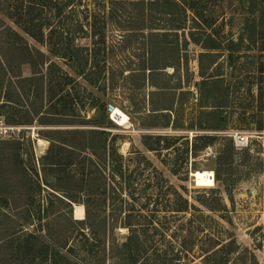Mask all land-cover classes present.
I'll return each instance as SVG.
<instances>
[{"label":"rangeland","instance_id":"1","mask_svg":"<svg viewBox=\"0 0 264 264\" xmlns=\"http://www.w3.org/2000/svg\"><path fill=\"white\" fill-rule=\"evenodd\" d=\"M12 1L0 0V29L19 32L70 78L55 73L51 102L41 81L22 83L19 91L14 84L31 79L32 70L0 30V117L22 128L19 139L0 140V264L12 257L6 237L44 236L39 225L47 217L60 254L68 249L73 257L75 244L87 243L79 235L89 234L87 225L70 221H82L84 207L75 203L70 212L59 202L83 197L63 184L64 174L53 165L58 160L44 158L52 143L73 142L70 132L90 130L113 139L123 174L113 185L105 171V185L117 195L108 188L103 201L90 203V219L103 223L96 222L95 241L87 243L97 257L83 252L82 264H120L108 255L122 244L137 249L136 264H264V22L249 40L245 27L260 17V11L249 13L253 0H194L212 25L197 31L211 33L217 47V91L208 102L203 83L210 79L198 69L204 51L187 35L191 13L183 29L173 30L177 24L170 20L183 16L171 18L151 0H73L72 15L58 18L59 25L74 28L94 14L100 35L84 25L86 35L74 37L80 50L70 61L49 55L3 14ZM68 98L67 117L61 111ZM211 101L216 108L202 107ZM235 135L247 146L236 147ZM203 172L213 173L212 186H205ZM128 220L138 240H129Z\"/></svg>","mask_w":264,"mask_h":264},{"label":"trees","instance_id":"2","mask_svg":"<svg viewBox=\"0 0 264 264\" xmlns=\"http://www.w3.org/2000/svg\"><path fill=\"white\" fill-rule=\"evenodd\" d=\"M151 1V3L157 7H163V13L171 18H174L178 14L183 16V18L178 21L176 19L170 20V22L173 21V23L175 22L177 24L173 25V30L183 29L187 21V12L192 14L190 19L191 27H189L187 35L192 44L200 47L204 51L198 56L199 76L204 79H210L209 81H205L203 86L208 88L207 93L209 97L206 98V101L208 102L210 99L212 100L215 98V93L217 91V83L214 80L215 75H213L215 64L214 51L217 47L215 41L212 39L211 33H206L204 30L203 33L197 31L204 27L205 29H210L212 27L211 22L204 19V11L202 7L199 6V3H194V0ZM72 2L73 0H13L8 5V8H10L11 11L3 14L13 21V23L19 27L25 35L44 47L49 55L63 60L72 61L75 59L77 51L80 50V48L75 45L74 37L78 35H86L85 32L87 30L84 25L88 26L89 29L93 31V37L97 36V34L100 35V33H96L97 31L95 30L94 14L91 15L92 21H88L87 18H84L82 22L80 20L75 21L76 25H74V28H64L59 25V20L57 21L58 18L62 16L65 17L67 14L72 15L74 11L72 8L74 9L75 7V5L72 6ZM78 5L81 6V1L78 2ZM249 6V13L251 14L255 10L260 11L259 19L252 20L245 27V35L251 40L257 32L258 24L264 22L263 0H253L249 3ZM113 7L114 6L111 8ZM115 9L117 8H113V10ZM85 10L87 11V9ZM45 19H47V21ZM65 19L68 20V17ZM56 21L57 23L53 25ZM85 21L86 24H83ZM51 22L53 24H51ZM0 30H5L7 44L12 45V49H15L20 55L27 58L24 59V63L28 64L32 70L33 77L31 79L20 77V81L16 82L14 86L19 91H22V83L31 80L35 82L41 81L42 91L47 97H49V102H51L56 97L57 93V85L54 83L55 73L58 71L65 78H70L69 75L62 71L54 62H51L44 53L31 48L19 32L5 25L4 28H1ZM263 30H261L262 33ZM2 35L4 34L2 33ZM227 50H231L230 45H228ZM206 58L211 59L208 67H205L203 64L204 59ZM37 66L39 69H37ZM42 67H46L45 74H42ZM206 70H210V72L207 74L205 72ZM59 86L60 88L62 87L61 84ZM62 90L63 89H60L59 91L61 92ZM63 101V111H61L63 113L61 115L68 117L70 114H66L65 112L70 110L72 102L69 98L67 101ZM212 101L202 107L216 108V103H213ZM54 114L55 113H53V115ZM115 116V119L124 121L121 115L116 113ZM213 128L217 130L222 129L220 125H216ZM69 134L74 137V141L69 143L59 141L57 144L52 143L44 159H48L49 157L56 158L58 161L53 165L56 166L59 172L64 174L65 178L61 179L65 182L63 184H67V182L71 183V186L74 188L72 192H78L80 196L83 197V201H73L72 198L65 196L68 201L59 202L65 204L70 212L72 205L75 203L84 207L85 218L82 220L84 222L74 220L71 216L70 221L78 225L83 223L85 226L87 225V231L89 234H83V232H80L79 235L88 243L89 240L95 241L96 232L94 228L97 222L90 219V203L94 201L95 198L98 201H103L105 192L108 191V188H111L112 193L117 195L112 187L105 185V179L108 180L110 176L109 180L115 185L117 184L116 179L122 178L123 167L119 161L122 157L117 153L113 139H109L104 131H74ZM146 139H151V137H145L144 140ZM62 155H67L66 157L68 159L63 160ZM76 167H81V169H76ZM105 171L108 172L109 176L105 175ZM203 175L205 176V186H212L211 183H214L213 173L203 172ZM94 184L98 185V190L101 192L92 187ZM180 199L186 202L185 199L181 197ZM80 210H82V208H80ZM129 218L130 217H128V219ZM49 219L50 218L48 217L45 218L44 223H40L39 225L40 231L41 233H44V236L40 233L35 234L31 232L25 235L22 233L21 235L20 233H13L6 237L4 243L5 247L11 246L10 249L13 250L11 259L9 261L5 260L6 264H12L14 261H18V264H82V261H84V257H82L83 252H87L88 257L92 260L97 257V253L93 249V247H95L94 244H83L81 242L80 244H75L77 248L75 249L76 251H74V249L69 251L74 253L73 257H69L68 249L64 254H60L57 248L58 244L56 243L55 238H52V222H50ZM129 222L130 221L128 220L126 224L131 232L129 240H138L135 235L136 231L132 230L133 228H131ZM97 223H103V221L98 220ZM108 257L111 258L114 263L136 264L139 260V252L137 249L130 248L127 244H122L121 246L116 245L115 249L111 252V256L108 255Z\"/></svg>","mask_w":264,"mask_h":264},{"label":"built area","instance_id":"3","mask_svg":"<svg viewBox=\"0 0 264 264\" xmlns=\"http://www.w3.org/2000/svg\"><path fill=\"white\" fill-rule=\"evenodd\" d=\"M193 101L197 102V94H194ZM22 128L17 126L8 125L1 117H0V140L3 139H19ZM234 144L236 147H246L247 139L239 137L235 135ZM214 179V175H213Z\"/></svg>","mask_w":264,"mask_h":264},{"label":"bare ground","instance_id":"4","mask_svg":"<svg viewBox=\"0 0 264 264\" xmlns=\"http://www.w3.org/2000/svg\"><path fill=\"white\" fill-rule=\"evenodd\" d=\"M39 143H40V144H41V143H44V141L40 140Z\"/></svg>","mask_w":264,"mask_h":264},{"label":"water","instance_id":"5","mask_svg":"<svg viewBox=\"0 0 264 264\" xmlns=\"http://www.w3.org/2000/svg\"><path fill=\"white\" fill-rule=\"evenodd\" d=\"M111 119H112V117H111ZM75 218V217H74ZM76 219V218H75Z\"/></svg>","mask_w":264,"mask_h":264}]
</instances>
